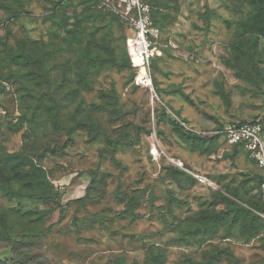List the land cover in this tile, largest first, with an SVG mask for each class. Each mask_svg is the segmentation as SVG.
<instances>
[{"label":"rangeland","instance_id":"374dc122","mask_svg":"<svg viewBox=\"0 0 264 264\" xmlns=\"http://www.w3.org/2000/svg\"><path fill=\"white\" fill-rule=\"evenodd\" d=\"M143 1L159 32L150 62L153 92L136 85L132 65H115L131 37L123 19L108 33L107 19L83 23L84 45H90L93 33L97 40L105 38L99 49L105 63L92 71L89 89L82 90L76 87L77 72L87 81L82 69L76 70L77 48L62 37H69L85 14L83 5L70 4L44 19L57 0H19L32 15L11 23L6 22L9 12L0 9V154L33 160L58 195L44 204L17 203L0 194V213L10 221L17 219V210L45 214L34 225L41 233L34 254L50 264H115L120 257L124 264H140L161 252L165 264H264L259 223L249 236L239 234L230 220L217 224L214 234L191 229L188 235L190 216L225 210L214 193L236 190L243 200L255 199L256 169L242 148L224 155L227 145L210 156L192 152V140L175 129L181 124L207 136L230 123L264 119V39L249 27L259 18L246 0ZM8 3L17 7L15 0ZM40 42L50 55L53 96L66 100L64 119L73 125L82 118L88 125V131L78 127L67 146L66 136L50 129L43 112L34 124L17 125L19 117L31 116V108H21L22 89L6 79L2 58L5 50ZM176 169L198 182L174 180ZM127 207L135 219L124 214ZM8 258L9 249H1L0 260Z\"/></svg>","mask_w":264,"mask_h":264},{"label":"trees","instance_id":"16d2710c","mask_svg":"<svg viewBox=\"0 0 264 264\" xmlns=\"http://www.w3.org/2000/svg\"><path fill=\"white\" fill-rule=\"evenodd\" d=\"M0 1V9H5L9 12V16L6 19L7 23H11L23 16L27 17L32 15L30 12L26 11L21 4L19 6V0H15V2H17V7H15V9H13L12 5L8 3V0ZM141 1L144 3L143 0ZM246 1L252 7V10L256 15L255 17L259 18L252 19L254 23L249 27L252 28V30L254 29L252 32L256 31V34L264 39V0ZM100 3L101 0H57L52 12L44 17V19H51L54 14L61 12L66 7L70 6V4H79L85 7V14L76 20L77 22L74 26V30L68 31L69 37H62V41L69 47L73 45L77 48L79 62L76 64V70L81 68L82 70L80 72L84 74L87 81L85 82L83 77L78 75L77 72L76 76L79 78L76 81V87L82 90L89 89L93 74L92 71L98 70L105 63L103 56H101L99 51L100 47L103 45L102 41L105 38L103 37V39L97 40L95 38L96 35H94L95 33H93L90 38V45H88V47L84 45L81 31L83 23L107 19V23L104 24V26H106L108 33L112 30L115 24H118L120 18L106 9L99 8ZM150 16L154 27H156V21L154 19L155 15L154 13L152 14L151 11ZM241 37L242 35H240L239 38ZM122 40H124L125 43L126 38L122 36ZM29 47L30 48L28 49L20 48L18 51L5 50L4 58H2L8 68L6 79L8 81L10 79L17 82L19 89H22L21 96L23 97L21 99V108H31V116L27 117L26 115H23L19 117L17 125L25 123L32 125L36 122V115L43 112L48 116L50 129L55 133H61L66 136L63 145L67 146L78 127L83 126L85 131H88V125L85 124L82 118L74 119L73 125L64 119L65 114L61 104L66 102V100L63 102V100L60 101L58 97L53 96H57V88L53 89L54 86L51 81L50 69L47 67V65H49L48 61L50 60V55L45 50V45L42 44V42L37 43V45L35 43H30ZM91 47H96L97 50H94V48ZM114 52L116 51L112 49L111 55L114 54ZM121 54L122 57H119V61L121 62L116 60L115 65H117L119 69L126 67L131 68V62L126 49L123 50ZM113 58L115 59V57ZM150 68L153 78L154 70L151 65ZM3 91L4 87L0 85V94L3 93ZM23 98L26 99L25 104ZM31 103L33 105H30ZM162 111H164V109ZM257 121L264 122V119H251L239 123H254ZM223 128L224 127L219 128L215 132L220 131ZM175 129L187 139L192 140L194 147H197V150H195L194 147L191 148L192 152L201 151V153L203 152V154L210 156L217 152V148L218 152L220 151L219 149L222 146V142L218 143L220 138L219 134L211 133L205 136L185 131L184 125L181 124H177ZM198 141H201L209 147L200 150L202 147L197 145ZM239 148L244 150L240 144L232 145L230 146V150H224L222 155L231 152L233 149L235 151V149ZM55 149L54 146L49 149V151L54 153ZM245 155L256 169V183L254 187V190L256 191L255 199L246 198L243 200L236 190L231 191L230 194L221 192L214 193V199L221 201L225 206V210L218 213L205 210L198 212L195 217L190 216L188 219L191 223V228L186 230L188 235H193L191 229L197 234L201 233V235L214 234L215 226L222 223L224 220H230L233 226L237 225L239 234L245 236H249L251 234L250 232L254 231V227L258 223L264 227V219L260 216L264 215V202L261 199L260 191L262 176L254 161L248 157L246 151ZM177 176L188 179L193 183L198 182L195 177L187 172L181 171L180 169H176L173 179L177 180ZM245 192H248V189H246ZM0 194L17 203L28 200L45 204L49 201H57L58 198L57 193L54 192L53 187L50 185L49 177L45 169L37 165L33 160L18 153L0 154ZM77 202L80 205H83L84 199H80ZM131 210V207H127L124 214L135 219L136 216ZM55 211L56 210L51 211L49 214L53 215ZM42 217H45L44 213H39L32 209L17 210V213L15 214V218L17 219L15 221H10L5 215L0 213V250L9 249L10 251V258L2 261L0 260V264H50L48 260L34 254L38 248L35 242H41V233L38 232L37 229H34V225H37ZM21 219L26 222L23 226H21L20 221H17ZM16 224H19L20 228H17ZM164 259L165 256L162 252L156 253L155 256H150L140 264H165ZM124 262L125 259L120 257L116 259L115 264H124Z\"/></svg>","mask_w":264,"mask_h":264},{"label":"built area","instance_id":"2783aa9c","mask_svg":"<svg viewBox=\"0 0 264 264\" xmlns=\"http://www.w3.org/2000/svg\"><path fill=\"white\" fill-rule=\"evenodd\" d=\"M99 8L119 16L131 30L126 49L131 65L137 71L135 83L153 92L150 61L154 56L153 40L159 32L151 20L150 7L141 0H101ZM212 134L220 135L221 148L240 144L254 161L262 176L260 191L264 202V122L228 124ZM260 216L264 219V215Z\"/></svg>","mask_w":264,"mask_h":264},{"label":"crops","instance_id":"0c3cea01","mask_svg":"<svg viewBox=\"0 0 264 264\" xmlns=\"http://www.w3.org/2000/svg\"><path fill=\"white\" fill-rule=\"evenodd\" d=\"M220 139V142H222V139L221 138H219ZM221 148V147H220Z\"/></svg>","mask_w":264,"mask_h":264},{"label":"bare ground","instance_id":"6f19581e","mask_svg":"<svg viewBox=\"0 0 264 264\" xmlns=\"http://www.w3.org/2000/svg\"><path fill=\"white\" fill-rule=\"evenodd\" d=\"M179 166V165H178Z\"/></svg>","mask_w":264,"mask_h":264}]
</instances>
